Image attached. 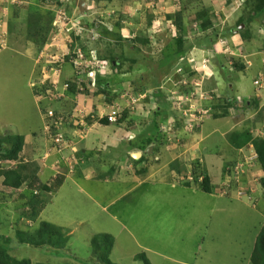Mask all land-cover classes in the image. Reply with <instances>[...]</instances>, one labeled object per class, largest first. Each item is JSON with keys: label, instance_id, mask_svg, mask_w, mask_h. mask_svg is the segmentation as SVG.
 Masks as SVG:
<instances>
[{"label": "rangeland", "instance_id": "obj_1", "mask_svg": "<svg viewBox=\"0 0 264 264\" xmlns=\"http://www.w3.org/2000/svg\"><path fill=\"white\" fill-rule=\"evenodd\" d=\"M135 1L138 3L135 4ZM180 2L179 10L183 20L180 38L183 40L185 52L192 48L190 43L192 46L200 45L205 43L206 39L210 44L211 37L217 39L219 47L212 52L218 56L215 57L214 63L223 79L220 92L205 95V100L200 99L196 104L194 98L204 91L201 83L192 79L194 75L189 78L183 73L175 75L177 69H186V57L178 62L176 57L171 58L176 47L174 38L179 35L173 18L179 10L171 15L165 14L169 13L167 10L152 15L151 9L157 10L158 0H0V13L3 14L0 17V137L7 134L25 136L31 131L40 135L45 124V114L49 110L64 119L65 114L61 112L66 108L63 103L68 102L65 101L66 95H72L69 92V84H76L79 93L82 88L88 95L83 94L90 98L98 92H104L108 105L109 84L115 82V79L112 80L114 76L128 71L131 75L125 76L126 79L123 78V82H120L125 83V87L122 84L116 87L122 91L115 93L118 99H122L126 93L143 95L145 91L141 93L140 89L151 87L148 97L144 100L148 103L143 105V100H140L142 104L138 103L132 113L128 109V100L126 103L123 99V107L126 106L128 117L136 116L137 110L140 115L144 108L152 111L156 93L163 94L167 101L174 103L175 98L183 102L180 109L193 110L189 113L190 120L195 115L192 128L187 127L191 121L189 123L182 120L175 140L169 143L167 141L168 145L173 143L177 148L185 145L184 150L180 149V152H183L182 158L186 160L184 165H181V171L175 168L178 175L172 180L183 187H177L172 194L170 189L163 190L165 185L154 184L150 192L146 188L144 198H139V192L142 191L139 187L136 194L123 196L117 201L116 193L123 185H100L96 180L87 186L78 180L67 181L66 188L61 192L53 191L51 198H48V194H41L44 205L50 207L40 219L33 220L29 202L34 193L27 190V184L33 174L39 176L40 165L21 154L16 163L0 162V174L21 164L25 180L21 189L9 190L1 186L0 178V246L6 248L11 259L17 262L26 260L30 264H98L91 251L90 242L97 235L107 234L114 240L109 255L113 264H143L132 260L131 257L133 254L142 253L141 250L147 253L150 264H246L264 219V196L259 187L260 168L254 159H250L254 155L250 145L244 147L241 152L245 159L233 161L232 154L237 149L231 147L233 151L229 149L230 153L227 154L226 143L229 144L227 138L230 134L244 131H248L252 138L261 137L264 132V107L259 109L257 103L249 108L251 110H247L243 101L241 108H230L226 112L224 104L227 98L234 100L231 91L234 87L245 96H252L256 90L258 93L260 91L254 82L260 80L264 68V0H224L225 3L223 0ZM220 2L224 3L223 8ZM227 9L236 15V19L230 25V32L223 31L229 25L219 32L245 36L254 48L257 47L256 50L252 47L253 50L247 52L249 56L246 60L241 56V44L233 47L234 52H228V46L222 51L220 48L225 41L223 37L218 38L219 29L212 28L213 19H217ZM155 17L161 20H155L154 27L151 22ZM166 21L171 22L165 24ZM209 21L213 23L212 26H209L207 31L204 30L203 34H199L201 24ZM64 27L72 28V31L65 32ZM151 27L155 29L152 31ZM161 28H167V31L156 33L160 32ZM78 52L84 62L109 63L110 75L102 78L107 89L100 85L98 87L97 79L87 80L84 75L81 79L73 78V75L77 74L75 68L79 67L74 65ZM224 53L226 55H223ZM184 55L185 53L181 56ZM166 58L173 62L167 69L163 63ZM112 59L117 62V67L120 65L116 74ZM195 61L190 60V64L199 70L201 66ZM221 65L225 67L223 73L220 70ZM241 65L244 67L242 72L239 70ZM65 71L73 74L70 77L68 73L63 75ZM197 74L195 73V76H198ZM127 80L130 82H125ZM191 80L200 88L191 87ZM53 83L55 84L52 85ZM66 86L69 88H65ZM190 93L193 94L192 104L184 106L188 102L186 96ZM207 107H213L214 112H196ZM116 115L117 112H112L106 117L116 118ZM200 130L198 137L196 135ZM46 134H49L48 131ZM215 140L216 149H213L210 142ZM159 141L166 142L165 138ZM197 148L202 154L201 159L204 158L208 174L198 159H192ZM62 154L61 152L57 157L59 159L53 163L54 175L63 170L60 167L64 160L68 165V173L73 172L76 159L70 157L67 160ZM181 162L177 161V164H182ZM236 167L239 172L242 170L243 174L250 170L251 177L245 176L243 179L242 175L241 178L239 175L235 176V180L239 177L238 183L235 184L232 173L236 172ZM220 169H223V172ZM201 171L215 183L210 185L211 197L201 190L202 179L198 180L193 174ZM188 172L191 180L186 181ZM198 175L203 178L202 173ZM56 177H51L47 184L52 186ZM241 183L244 184L243 194L237 197V193L230 189H238ZM90 187L93 188V194ZM98 193L103 196H98ZM87 195L99 202L91 204ZM132 200L139 202L140 206L133 208ZM116 201L117 205H114ZM97 206L100 210H97ZM232 206L235 207L233 212ZM224 207L226 209L222 213L215 211ZM126 208L129 212L125 215L123 211ZM209 208H213V213H208ZM242 208L249 211L251 216H245ZM61 213L68 214L66 224L69 225L67 229L72 231V236L69 238L68 232L64 230L68 241L60 249H56L57 257H48L43 249H33L18 243V233L37 234L41 221L46 222L49 217L53 219V216L58 221L57 216ZM110 215L121 219L120 224L126 225L124 227L131 238L120 233L118 224L109 219ZM155 256H161L163 259Z\"/></svg>", "mask_w": 264, "mask_h": 264}, {"label": "crops", "instance_id": "obj_2", "mask_svg": "<svg viewBox=\"0 0 264 264\" xmlns=\"http://www.w3.org/2000/svg\"><path fill=\"white\" fill-rule=\"evenodd\" d=\"M33 1V0H32ZM224 2V0H223ZM138 1H135V4H137ZM151 3L148 2V4ZM158 8L155 11H152L151 9V14L152 15H157L158 13H162L161 11L167 10L169 13H165L167 15L174 14L176 11H178L180 8V0H158ZM225 3V2H224ZM220 2L223 8V4ZM157 7V6H156ZM149 9V8H147ZM225 13L220 14L219 19V24H217V19H213L214 25L212 26L213 29H219L218 32L224 27L225 28L223 31H229L231 30L230 25L232 22L236 19V15L232 14V12L227 9L224 10ZM180 12V10L178 11ZM177 12V13H178ZM163 14V15H165ZM6 16V15H5ZM157 17V16H156ZM153 18V21L151 24L156 20L160 22V18ZM167 22L171 21H166L164 22L165 24ZM162 22V25H164ZM212 23V24H213ZM154 27L156 23H153ZM174 28V25H172ZM152 28V31L153 27ZM159 31V29H157ZM166 29L160 30V32L156 33H161V32H166ZM198 32V31H197ZM217 32V33H218ZM227 32H223L220 34L218 33V38L224 39L225 43L224 45L220 48L222 51L226 50L224 47H230L227 48L228 52L234 50V46L238 47V44L242 45L240 49V52L243 51V59L246 60V58L249 56L247 54L248 51L253 50V46L251 43L247 40L245 36L241 35H233L232 33L229 34ZM154 33V32H153ZM199 34H203V32H199ZM255 35V34H254ZM253 35V36H254ZM228 36V37H227ZM241 36V37H240ZM210 39V38H209ZM213 39V40H212ZM255 42V41H254ZM191 44V43H190ZM189 46L192 47L191 49L189 48L186 52L185 55L179 56L177 58V62L181 60L182 58L186 57V68L187 70H183V74L186 75V77L189 78L190 75H194L192 77L193 80L196 79L199 83H201V88L203 87L204 91L206 90L211 92L210 94L201 91L205 93L206 95H213V92L219 93L221 89V81H223L222 76L220 72L216 69L215 67V56L214 53L212 52L213 50L215 51V48H218V43L217 39L215 40L214 37H211L210 44L208 41L205 39V43H202L200 45H195L192 44ZM198 44V43H196ZM260 48L261 46L258 45ZM253 47V48H252ZM257 48V47H256ZM254 48V50H256ZM202 52V53H201ZM234 52V51H233ZM254 52V51H253ZM249 53V52H248ZM251 54V53H250ZM214 55V56H213ZM217 55V54H216ZM223 55H226L224 53ZM260 54H256V56H259ZM221 54L219 55V57ZM196 60L195 62L201 66L202 60H208L209 66H211V69H207V74H202L201 71L195 72L193 71L192 64H190V60ZM220 60V58H218ZM258 64V63H255ZM222 70V73L224 72V65L220 66ZM264 70V68H263ZM114 73H118V69H114ZM244 71V70H243ZM68 73L69 77L73 73L69 72H63ZM195 73H198V76H195ZM210 73V74H209ZM262 73V72H261ZM121 74V73H120ZM110 75V74H109ZM108 75V76H109ZM127 75H131L130 71L120 75V76H114L112 80L115 79V82L110 85L109 84V89H107V93L110 92V99L109 104L107 105L105 102V96L104 94L100 93L97 94L96 96L90 98L86 95L88 94H83V93H76L74 95H66L65 101H68L66 103H63V106H65V111H62L61 113L65 114L64 115V121L61 124L60 127V132L63 135L64 139L68 143V147L62 152L63 154L61 156H64L65 159H69L70 157H74L76 159V164L73 168L72 173H68V165L67 162L64 160L61 164V167L63 170H60L59 174L55 173V175L52 172L53 168V163L55 160L59 159V154L53 149L52 141H50V137L46 134V130L43 126L42 132L40 135H35L32 131L29 132L27 135L22 136L24 139V145L22 149V156H26L31 162L37 161L39 166V180L42 184H45L46 186L50 187L49 184H47L50 180L51 177H56V176H61L62 177V185L59 187V189L55 190L56 192H61L66 188L65 183L67 181L72 182L75 180L84 182L87 184H91L93 181L96 182L98 181V184H118V185H123L122 188H120L119 192H117V201L122 198L123 196L126 195H133L137 193V188H141L142 191L139 192V198H144L146 194V188L148 189V192L151 191V188L154 187V184H160V185H165V188L163 189L164 191L171 190L174 191L177 187L182 186L181 184H177V182H173L172 180L174 179V176H177L178 173L176 170L181 171V165H184V161L186 159H183L182 157V151L180 152V149H183L185 145H183L180 148H177L176 145L171 143L172 145H163V142H160L156 136L155 138V132L156 129L153 130L150 126V121H152L154 124L161 123L167 119H169L168 116L173 115V112H181L177 111L173 108L168 107L164 102L160 99H158V113L156 115L150 114V112L146 113V109H142L140 115H138L140 111L137 110L136 116L132 115L131 117H128L125 121H118L115 124H108L107 121L104 123H101V117L110 115V113L114 112V108L117 107H123V99H118L117 96L115 97V93H119L122 91H119L116 87L121 81L123 82V78ZM82 76L75 74L73 75V78L81 79ZM112 77V76H111ZM130 77V76H128ZM64 79H68L65 76H63ZM97 79V78H96ZM126 79V78H124ZM89 80V78H87ZM139 80V79H138ZM191 80V81H193ZM84 82V78H82V83ZM125 82H130L129 80ZM183 82H186L183 80ZM195 81H193L194 86ZM87 84V83H86ZM97 84V83H96ZM182 84V83H181ZM79 85V84H78ZM123 87H125V83L122 84ZM147 85V84H146ZM150 85V84H149ZM235 86V85H234ZM87 87V85H86ZM230 87V86H229ZM144 89V88H143ZM145 96L148 95V93L151 90V87H146L145 89ZM155 90V89H154ZM261 90H263L261 92ZM83 91V89H80V92ZM232 95L234 96V100L227 98V101H232V102H237L240 103L238 107H242V102L245 101V106L247 110L251 106H255L258 103V108L262 109L264 107V88L260 89L259 93L257 90L255 91L254 95L250 96L247 95L245 96L244 94L240 93V91L237 88H232ZM230 91V92H231ZM144 95V94H143ZM191 93L187 94L186 98L190 99L191 98ZM148 97V96H147ZM219 97L221 98L222 95ZM229 97V96H228ZM163 98V97H162ZM118 100V101H117ZM151 100V99H150ZM154 100L157 102V99L154 97ZM160 100V102H159ZM165 101V100H164ZM221 101V100H219ZM218 101V102H219ZM143 104H147L148 102L142 101ZM198 101H196L197 103ZM187 102L185 103V106H187ZM157 105V103H156ZM238 105V104H237ZM161 106V107H159ZM214 106V105H213ZM208 108V109H207ZM203 108L202 110H209V112H214L212 111L213 107H207ZM169 109V110H168ZM53 111V110H52ZM61 111V109H60ZM106 112V113H105ZM105 113V115H104ZM62 114V115H63ZM179 114V113H177ZM151 115V116H150ZM89 119V121H87ZM143 121H146L143 123ZM206 122V121H205ZM205 124V123H204ZM45 125V124H44ZM149 126V127H148ZM204 126V125H203ZM158 127V126H157ZM203 128V127H202ZM202 130V129H201ZM201 130L198 135L200 136ZM160 137V136H159ZM176 138V137H175ZM174 138V139H175ZM177 142V141H176ZM216 140L210 142L212 145L213 149H216L215 144ZM227 142V140H226ZM227 144V154L230 153L229 149L232 150L231 146ZM250 147H252L250 145ZM198 150L193 153V161L199 160L201 163V167L207 171V167L204 166V158H202V154L200 153L199 148ZM150 150V151H149ZM184 150V149H183ZM243 149L240 150H234L235 153L232 154V159L233 161L235 160H242L245 159V155H242L241 152H243ZM149 151V153L147 152ZM233 151V150H232ZM254 152V151H253ZM138 154V159L136 160L134 156ZM244 154V153H243ZM252 154V153H251ZM200 156V157H199ZM231 156V155H230ZM143 159V161H142ZM250 159H254L255 161V153L253 157ZM158 160V161H157ZM156 163H154V162ZM177 161H182V164H177ZM176 163V164H175ZM224 163V162H222ZM149 166L147 167V165ZM216 164V163H215ZM147 167V168H146ZM174 167V168H173ZM228 167V166H227ZM254 167V166H253ZM176 168V170H175ZM250 169L251 167H247ZM149 169V171H148ZM221 172H223V169H220ZM260 171V178L262 177V172ZM168 174L170 176H168ZM252 174L250 170H247V173L242 175L243 179H245V176L251 177ZM189 175V172L187 176ZM209 176V175H208ZM210 177V176H209ZM240 177V178H241ZM248 178V179H249ZM211 184H215L214 181ZM215 186V185H213ZM244 184H240L239 188L236 189V191H242ZM77 187V186H75ZM183 187V186H182ZM186 187V186H185ZM260 187V186H259ZM145 188V190H144ZM190 188V187H186ZM162 189V188H161ZM90 190L93 194V188L90 187ZM213 190V189H212ZM214 191V190H213ZM235 191V190H231ZM235 191V192H236ZM95 192H97L95 190ZM149 194V193H148ZM170 194V195H171ZM53 193H49L47 196L48 198H51ZM98 196H103L100 193H98ZM209 196L211 197L212 194L210 193ZM219 196L222 198L223 195ZM90 203H95L97 204L99 201H95V199H92L90 196H86ZM148 197V195L146 196ZM103 200V199H101ZM151 200V199H150ZM117 201L115 202L114 205H117ZM133 201V200H132ZM237 203V202H236ZM51 204V203H50ZM111 204V203H110ZM132 207L134 208L135 206H140L139 202H132ZM223 205V204H222ZM147 206V205H146ZM48 207L50 205H44L43 210L41 211L38 219L42 217L43 214L47 213L45 211H48ZM106 207H108L106 203ZM156 206H154L155 208ZM233 207V206H232ZM240 207V206H239ZM245 207L248 208V206L245 205ZM231 209L232 212L235 210ZM47 209V210H46ZM213 209V208H212ZM211 208L208 209V213L211 214L213 213V210ZM224 208H217L215 211L216 212H224ZM249 209V208H248ZM97 210H100L97 206ZM104 210V208H103ZM243 213L245 216L250 217L251 214L249 211H246L242 208ZM124 214L126 215L127 212H129V209H125ZM66 215L67 213H61L57 217H59L58 221L56 220L57 218L53 216V219L49 217L45 223L51 224L53 226H56L58 228H61L63 230H66L68 232L69 238L72 236L70 235L72 233L71 230H68L67 227L69 225L66 224ZM111 216V215H110ZM109 219H111L112 222L117 223L120 229V233L123 234L127 238H131V235L128 234L124 224H120L121 219L117 216H111ZM264 221V219H263ZM43 222V221H41ZM80 223V222H79ZM66 225V226H65ZM258 235V234H257ZM256 235V237H257ZM132 238H135L132 236ZM256 239V238H255ZM136 241V240H135ZM255 242V241H254ZM47 254L48 257H57L58 252L51 250V249H43ZM142 253L138 254H133L132 260H135L134 257L139 254H146L144 250H141ZM149 254V253H148ZM160 255V254H159ZM251 256V254H250ZM250 256L248 257V260L246 261V264L249 263ZM73 257V256H72ZM157 258L163 259L161 256H155ZM147 258V256H146ZM74 259L77 260V258L74 257ZM148 259V258H147Z\"/></svg>", "mask_w": 264, "mask_h": 264}, {"label": "trees", "instance_id": "obj_3", "mask_svg": "<svg viewBox=\"0 0 264 264\" xmlns=\"http://www.w3.org/2000/svg\"><path fill=\"white\" fill-rule=\"evenodd\" d=\"M98 1L109 2L110 0H98ZM173 19H174L173 22H175V26L177 28L179 35L178 37L174 38L176 40L174 42L176 47H175V52H173V55L171 56V58L176 57L177 59L179 56L185 53V50L183 47L184 43H183V40L180 38L181 37L180 31L182 29V21H183L181 12L174 14ZM209 26H212L210 21L209 23L205 22L201 24L200 26L201 32L204 33L205 32L204 30L210 28ZM111 61H112V64L116 66L115 67L116 69L120 67V65L117 67V62L114 59H112ZM163 63L165 64L166 69H167L168 66H170L173 62H170V60L166 58V61L164 60ZM185 70H187V68ZM239 70L240 72H242L244 70V67L241 65ZM97 80L98 81H96V83H98L97 84L98 87L100 85L103 88L107 89L106 84H103L102 82L103 80L102 78L98 77ZM69 85H70V88L69 87L68 88H69V92H71L70 94L74 95L76 93H79V90L75 86L76 84L75 85L69 84ZM144 91L145 90L141 88L139 92L142 93ZM85 92L86 91L83 90L80 93H85ZM98 94H100V92H98ZM154 97L157 99V102L156 101L154 102L155 104L157 103V106L159 104L158 99H160L163 102L165 100V104L168 107L172 108L170 103L167 101V99H165L166 97L163 96V94L156 93L154 94ZM237 104H238L237 102L226 101V103L224 104L225 111L227 112V110H229L230 108L236 110L239 106V104L238 105ZM158 111L159 110H155L152 114L156 115ZM177 113L173 114L172 119L175 120L176 125L179 126L183 118H181ZM126 119H128V111L124 110L122 112V118L119 121L120 122L125 121ZM87 121H89V119ZM104 122H106V120H101V123H104ZM150 126L153 130L156 129V132L154 135L155 138L156 136L160 140L165 138V141H166V137L163 136L162 133L160 134L158 132L157 124H154L152 121H150ZM227 139L231 147L237 150L242 149L248 145L252 146L253 151L256 156L255 162L259 166L262 172V177L259 180V185L262 190V195L264 196V134L263 136L259 138H252V136L250 135L248 131H244L243 133L230 134ZM23 145H24V139L22 136L7 134V135L0 137V162H14V163L18 162L19 156L22 153ZM163 145H167V141L164 142ZM199 173H202L203 175V180L201 182V185H202L201 190L205 194L209 195L211 193L210 179L207 176H205L204 172L202 171L198 173L193 172L195 177L196 176L200 177V175H198ZM0 178H2L1 186L9 190H19L25 183L21 164L17 165L15 168H11V169H8L2 172L0 174ZM61 185H62L61 176H57L53 185L52 186L50 185V187H48L45 184H42L40 182L38 176H35V174H33L32 178L27 184V190L31 191L32 193L34 192L37 193L36 195L32 196L29 202L30 213H31V217L33 220H36L39 217L41 211L44 208V203L40 198L41 194L52 193L53 191L59 189ZM17 239L20 245H27L33 249H45L47 247L51 250L56 251V249H60L62 245L64 246L65 242L68 241V236H66L65 231L63 229L53 226L51 224L45 223V222H40L38 224L37 234L31 235V234L18 233ZM113 243H114L113 238L107 234L97 235L93 237V239L90 242V247H91L92 253L95 255V260L98 264H113L109 260V255L112 250ZM135 261L142 262L143 264H150L145 254H139L135 256ZM249 263L250 264H264V221L255 239L254 246H253L251 256L249 259ZM0 264H30V262L26 260L17 262L11 259L7 255L6 248L0 246Z\"/></svg>", "mask_w": 264, "mask_h": 264}, {"label": "built area", "instance_id": "obj_4", "mask_svg": "<svg viewBox=\"0 0 264 264\" xmlns=\"http://www.w3.org/2000/svg\"><path fill=\"white\" fill-rule=\"evenodd\" d=\"M2 16H3V14L0 13V17H2ZM4 16H5V14H4ZM64 29H65L64 30L65 32L72 31V28L64 27ZM76 56H77V58L74 59V65L79 66L78 68H75V69L77 71V74L80 76L84 75L86 78L92 79L94 81V79H96L97 77L104 78V77L108 76L111 72L109 63H106L104 61H95V62L93 61V62H88V63L84 62L82 60L83 57L80 56V52H78ZM191 69L195 72L201 71L203 75L207 74L206 70L209 69L208 60H202L201 67L199 70L196 67H192ZM179 73H183L182 69H177L175 75H178ZM254 83L259 89L263 88V86H264V70L262 71V74L260 75V80L255 81ZM54 84L55 83H53L52 85H54ZM194 87L200 88V86L197 84H194ZM65 88H68V87L66 86ZM47 95H49V93H47ZM205 95H206L205 93L200 92V96H197L194 98V104H196V101H200V99L205 100ZM192 96H193V94L191 95V97ZM146 98H147V96H145V94L144 95H134V94H127V93L122 97V99L126 100V103L128 100V104H129L128 109L131 113H132V111L135 110L136 105L138 103L142 102V101L141 102H139V101L140 100L144 101ZM173 99H174L175 104L173 103V101L168 100L171 107L177 111H181V112H178L179 115L180 116L182 115L181 118H183V121H186V122L191 121V123L189 122L190 124L187 127L192 128L194 126V122H192V120L193 121L195 120V115L190 120L191 116L189 113L193 112V110H189L187 107L186 108L188 110L187 109H184V110L180 109L181 105L183 106V102H181L178 99H177L178 100L177 101L175 98H173ZM186 100L188 101L187 102L188 104L189 103L192 104L191 98L186 99ZM152 104H153L152 107L155 108L156 107L155 103H152ZM143 105H146V104H143ZM184 106H185V104H184ZM144 109H146V113L151 112L149 110V108H144ZM114 110H115L114 112H117L116 118H115V116H107L106 119H107L108 123H115L117 121V119L120 118V114L123 111L121 109V107H117V106L114 108ZM196 112H208V111L201 109V110L196 111ZM62 122H63L62 116H56L54 114V112H52V111L46 112L44 128L46 131H48V133H49L48 136L50 137V139L52 141L53 149L57 153L63 152L68 147V143L66 142L63 135L60 132V127H61ZM159 131L164 136H166L167 139L172 140L173 138H175V135L178 133V126L176 125V121L171 118L170 120L163 123L159 127ZM234 170L236 171V172L232 173V175H234V176H238L239 174L243 173L242 170H240V172H239L238 167H236ZM188 180H191V178L188 177ZM199 180H201V179H199ZM34 194H36V193H34ZM238 195H241V194L239 193Z\"/></svg>", "mask_w": 264, "mask_h": 264}, {"label": "clouds", "instance_id": "obj_5", "mask_svg": "<svg viewBox=\"0 0 264 264\" xmlns=\"http://www.w3.org/2000/svg\"><path fill=\"white\" fill-rule=\"evenodd\" d=\"M111 69H112V66H111ZM98 78V77H97ZM260 90V89H259ZM125 102V101H124ZM155 108L150 112V114H152L155 110H158V106L155 104ZM123 111L124 110H126L127 111V109H126V106L125 107H122L121 108ZM49 111H52V110H49ZM122 111V112H123ZM52 112H54V111H52ZM122 112H121V114H120V118H118L117 119V122L122 118ZM208 112H209V110H208ZM177 112H175V114H176ZM54 114H55V112H54ZM55 115H57V114H55ZM153 115V114H152ZM179 115V114H178ZM58 116V115H57ZM105 117V118H104ZM172 118V116L171 117H169V119H167V120H165V121H163V122H161L160 123V125L158 126V132L160 133V131H159V127L163 124V123H165V122H167L168 120H170ZM101 120H106L107 121V119H106V116H102L101 118H100ZM64 121V120H63ZM108 122V121H107ZM63 123V122H62ZM161 134V133H160ZM263 134H264V132L262 133V136H263ZM178 135V133L175 135V137ZM164 136V135H163ZM166 137V136H165ZM172 140H175L174 138L172 139ZM166 141H168V143H169V141L171 142V140H169V139H167L166 138ZM137 160V159H136ZM255 160H256V156H255ZM158 161V160H157ZM226 170V169H225ZM244 173V172H243ZM239 174V177L241 176V175H244V174ZM226 175H227V173H226ZM188 177H190V175L189 176H187V178H186V181H188ZM235 176L234 175H232V179H233V181H234V183L235 184H237L238 183V181H237V179H239V177L238 178H236V180H235V178H234ZM199 179H202L203 180V178H200V177H198V180ZM260 180V179H259ZM202 182V181H201ZM240 185V184H239ZM239 185H238V188H239ZM260 186V185H259ZM230 190H235L234 189V187H232ZM236 191V190H235ZM35 193V192H34ZM236 195H237V197L239 196L238 194L240 193L241 195L243 194V191H236ZM37 194V193H36ZM36 194H34V195H36Z\"/></svg>", "mask_w": 264, "mask_h": 264}, {"label": "water", "instance_id": "obj_6", "mask_svg": "<svg viewBox=\"0 0 264 264\" xmlns=\"http://www.w3.org/2000/svg\"><path fill=\"white\" fill-rule=\"evenodd\" d=\"M150 151V150H149ZM149 151H148V153H149ZM134 158L135 159H138L139 157H138V154H136L135 156H134Z\"/></svg>", "mask_w": 264, "mask_h": 264}]
</instances>
